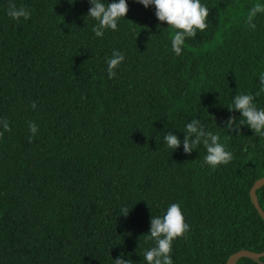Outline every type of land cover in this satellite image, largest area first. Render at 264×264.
<instances>
[{
	"label": "trees",
	"instance_id": "obj_1",
	"mask_svg": "<svg viewBox=\"0 0 264 264\" xmlns=\"http://www.w3.org/2000/svg\"><path fill=\"white\" fill-rule=\"evenodd\" d=\"M201 2L207 28L176 56L172 30L134 0L102 38L88 0H0V120L9 125L0 127V264H114L122 253L145 264L151 215L171 203L189 225L173 242V264L264 252L250 198L264 177V136L226 129L240 118L227 109L235 95L264 108V12L254 28L247 22L264 0ZM9 4L30 18L12 20ZM113 50L125 60L109 79ZM192 119L219 135L231 162L213 169L203 145L185 155L163 143V132L182 140ZM256 194L264 211V187Z\"/></svg>",
	"mask_w": 264,
	"mask_h": 264
},
{
	"label": "clouds",
	"instance_id": "obj_2",
	"mask_svg": "<svg viewBox=\"0 0 264 264\" xmlns=\"http://www.w3.org/2000/svg\"><path fill=\"white\" fill-rule=\"evenodd\" d=\"M144 9L154 8L155 17L166 24L172 30L170 44L171 50L176 56H180L185 46V41L194 38L198 31L203 32L207 28V17L209 10L201 0H134ZM90 7L87 17L96 23L92 27L95 37L102 38L106 31H117L118 23L125 18L128 12V0H88ZM264 12V3L253 6L248 14V26L254 28L253 17ZM7 15L14 21L21 18H30V12L24 7H16L9 4ZM160 25H158V28ZM166 28V29H167ZM123 53L113 50L111 56L106 59L107 75L109 79L117 75L120 65L124 62ZM259 84L261 91H264V72L260 73ZM256 96L253 94H237L232 98L229 112H238L240 118L229 117L226 122V129L239 134L240 127L246 125L253 133L264 136V108L257 107ZM35 104L32 108H35ZM0 127L3 131L9 130L7 121L0 120ZM29 132L35 135L38 131L37 125L30 122ZM163 143L173 152L181 148L185 155L203 145L206 155L203 158L205 165L215 169L220 165H227L233 159V154L226 149L225 144L220 142V137L211 131L206 130L199 119H192L185 125L184 136L181 140L173 132H163ZM129 211L125 210L123 216L127 217ZM147 239L154 241V246L146 249L143 254L145 264H173L172 245L173 242L184 236L189 230L185 222L184 214L179 203H171L162 215L150 218ZM113 260V259H112ZM114 264H133V261L125 259L122 253L115 260Z\"/></svg>",
	"mask_w": 264,
	"mask_h": 264
},
{
	"label": "water",
	"instance_id": "obj_3",
	"mask_svg": "<svg viewBox=\"0 0 264 264\" xmlns=\"http://www.w3.org/2000/svg\"><path fill=\"white\" fill-rule=\"evenodd\" d=\"M264 187V177L257 180L252 189L250 190V198H251V202L253 204V206L255 207V209L258 211V214L260 215V217L262 218V220L264 221V211L261 208L260 204H259V200L257 197V191H259L260 189H262ZM250 259L258 264H264V262L262 261V259L264 258V252L262 253H256V252H252V251H239L235 254H233L227 261L226 264H238V262L242 259Z\"/></svg>",
	"mask_w": 264,
	"mask_h": 264
}]
</instances>
